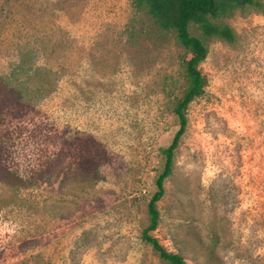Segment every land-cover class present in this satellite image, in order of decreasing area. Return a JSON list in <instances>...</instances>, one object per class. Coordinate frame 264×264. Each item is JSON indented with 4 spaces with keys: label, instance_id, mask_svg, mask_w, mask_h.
Here are the masks:
<instances>
[{
    "label": "rangeland",
    "instance_id": "1",
    "mask_svg": "<svg viewBox=\"0 0 264 264\" xmlns=\"http://www.w3.org/2000/svg\"><path fill=\"white\" fill-rule=\"evenodd\" d=\"M131 2L0 0V80L54 84L30 105L0 92L2 166L27 200L0 211V264H166L142 235L187 52ZM222 22L233 44L190 27L205 87L150 235L184 264H264V9Z\"/></svg>",
    "mask_w": 264,
    "mask_h": 264
},
{
    "label": "trees",
    "instance_id": "2",
    "mask_svg": "<svg viewBox=\"0 0 264 264\" xmlns=\"http://www.w3.org/2000/svg\"><path fill=\"white\" fill-rule=\"evenodd\" d=\"M131 3L135 14L143 13L148 16L159 30L174 35L177 43L187 52V56L182 61L186 87L173 108L178 129L170 145L161 151L162 166L154 178L156 190L147 204L148 226L142 235L143 241L149 244L166 264H184L180 255L168 253L158 240L150 235V232L158 226L159 212L156 203L164 196V182L172 173L174 153L185 133L187 123L185 110L190 102L203 94L205 87V79L198 70V65L205 59L207 47L203 40L190 34V27L196 28L204 40L218 39L233 44L235 35L222 22L223 19L233 16L238 11H262L264 6L259 0H132ZM23 72L24 68H19L15 75H11L13 77L7 74L0 80V92L4 94L15 93L14 98L7 100L10 105L15 102L21 104L24 100V92L33 94L25 102L30 105L35 99L54 90L53 78L48 82L50 90L43 92L41 84L45 81L33 80L31 84L30 75L23 80L19 77ZM37 79H39L38 74ZM1 160L2 152L0 149V187L3 188V192L0 190V211L8 207L21 208L27 203L26 198L20 197L21 188L19 184L21 179L6 170L2 166ZM35 176H38L37 180L47 181L49 179V173L45 170L36 172ZM33 204L36 210L42 208L40 202L33 201Z\"/></svg>",
    "mask_w": 264,
    "mask_h": 264
}]
</instances>
